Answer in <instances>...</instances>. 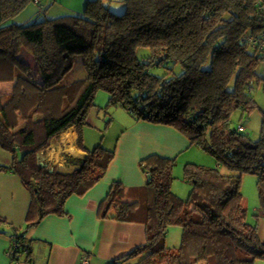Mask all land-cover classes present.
<instances>
[{
    "label": "trees",
    "instance_id": "obj_1",
    "mask_svg": "<svg viewBox=\"0 0 264 264\" xmlns=\"http://www.w3.org/2000/svg\"><path fill=\"white\" fill-rule=\"evenodd\" d=\"M31 1L0 0V84L21 83L4 95L0 88V145L14 155L0 172L18 175L30 190L28 226L65 214L66 199L87 192L113 162L115 149H88L83 138L88 110L104 90L110 106L175 127L218 162H188L184 179L191 191L182 198L172 188L176 159L142 158L146 183L132 189L140 200L136 210L128 188L114 181L101 216L143 220L147 235L108 264H256L264 258V240L248 221L242 192L243 173L255 174L259 206L252 215L264 216V108L259 139L245 123L232 125L233 110L252 112L259 106L253 89L264 87V0H88L80 15L50 19L43 10L19 23ZM21 49L28 60L20 59ZM74 126L87 155L65 154L75 169L50 171L39 154ZM221 163L235 172H222ZM6 223L0 215V226ZM173 225L183 228L176 247L166 239ZM12 241V260L31 253L25 233Z\"/></svg>",
    "mask_w": 264,
    "mask_h": 264
},
{
    "label": "crops",
    "instance_id": "obj_2",
    "mask_svg": "<svg viewBox=\"0 0 264 264\" xmlns=\"http://www.w3.org/2000/svg\"><path fill=\"white\" fill-rule=\"evenodd\" d=\"M87 1L69 0L65 4L63 1L49 0L45 4L43 0H32L27 8L16 17V20L19 23L27 22L43 10L50 19L80 15L84 11ZM82 4H84V9ZM22 51L25 52V49ZM25 54L26 56L21 53L20 59L28 60V55ZM133 119L121 137L119 150L117 148V152L121 151V161L127 162L130 166L136 164L138 167V162L151 154L175 158L174 155L194 144L175 127L136 119L134 116ZM66 133L70 135L68 143L64 142L63 138ZM59 137V157H51V152L56 150L50 146L41 151L43 156L40 158L48 163L50 171L57 169L70 172L75 169V166L67 161L65 154L85 157L87 152L78 146L79 135L75 126ZM84 140H86V135ZM99 144L111 149L103 141L97 143L95 147ZM86 147L88 149L95 148H90L88 144ZM13 158L14 155L4 150L0 145V165L11 164ZM115 159L116 150L110 167ZM110 167L104 177L87 192L72 194L66 199L65 214H49L34 226H28L26 220L32 200L30 190L18 175L11 171H1L0 215L5 217L9 223L0 226V264H80L83 255L88 257L90 264H108L111 260L144 244L147 228L143 220L118 221L102 217L100 214V204L107 197L113 182H122L121 176H115L116 173L113 171L108 174ZM145 183L146 175L143 184L127 187L130 205L134 210L139 207L140 200L131 195L132 191L144 186ZM253 202L256 204L255 206H259L258 196L254 198ZM252 218L257 220L260 237L264 240V216L252 215ZM15 233H25L26 237L30 239L31 253L27 254L28 251L25 250L18 259L12 260L13 256L8 254V248Z\"/></svg>",
    "mask_w": 264,
    "mask_h": 264
},
{
    "label": "rangeland",
    "instance_id": "obj_3",
    "mask_svg": "<svg viewBox=\"0 0 264 264\" xmlns=\"http://www.w3.org/2000/svg\"><path fill=\"white\" fill-rule=\"evenodd\" d=\"M48 1L49 0H43V3L46 4ZM59 1H63V3L66 4L69 0ZM82 5L84 9V4ZM21 53L26 56L24 51H20V54ZM16 84L17 83L0 84V88L2 90L1 93L4 95L13 92V89L18 87ZM18 84L21 86V83ZM22 84L27 86V84H24L23 82ZM252 94L259 106L250 113L244 112L241 108H235L232 113V125L240 126L243 123H246V132L249 133L254 140H256L259 139L261 135L263 115L261 108H264L263 84H256ZM108 100L109 93L104 90H99L96 95L95 104L92 105L88 110V123L83 127V138H85L86 135V140H84V143L86 145L88 144L90 148H94L97 143L103 141L106 146L111 149H115L116 159L112 166H109L110 170L108 171V174L113 171L116 173L115 176H121V180L126 187L141 185L145 182V174L140 167V163L138 162V167L136 164L130 166L127 162L124 163L121 161V151L117 152V148L119 150L118 146L120 145L121 137L123 136L125 129L131 125V120H134L133 115L123 107L110 106L108 104ZM110 120L111 122L108 123ZM59 140L60 137H56L52 140L50 146H53V148L60 146ZM18 152L20 153V151ZM39 156H43L42 152L39 154ZM174 157L176 159L175 166L173 167L175 179L173 180L172 188L175 193L182 198H187L191 190V184L186 182L184 179L185 165L188 162L211 167H216L218 165L217 158L211 152L206 151L197 143L190 145L186 150L174 155ZM40 159L42 160V158ZM219 166L220 170L224 173L233 174L235 172L224 163L219 164ZM242 179V192L245 196V204L247 203L246 206L249 209L248 221L256 223L257 220L252 218V214H254L253 212L258 209V207L255 206L256 204L253 202L254 198L259 194L257 188V176L250 172H245L243 173ZM137 182L141 183L139 184ZM182 233V226H170L166 238L168 246H179L182 241ZM256 264H264V258L258 259Z\"/></svg>",
    "mask_w": 264,
    "mask_h": 264
},
{
    "label": "bare ground",
    "instance_id": "obj_4",
    "mask_svg": "<svg viewBox=\"0 0 264 264\" xmlns=\"http://www.w3.org/2000/svg\"><path fill=\"white\" fill-rule=\"evenodd\" d=\"M64 142H66V143H68L69 142V140H70V135L69 134H64ZM56 151H52L51 152V157H53V158H57V157H59V150H60V147L58 146V147H56V148H54Z\"/></svg>",
    "mask_w": 264,
    "mask_h": 264
},
{
    "label": "built area",
    "instance_id": "obj_5",
    "mask_svg": "<svg viewBox=\"0 0 264 264\" xmlns=\"http://www.w3.org/2000/svg\"><path fill=\"white\" fill-rule=\"evenodd\" d=\"M13 246H14V242L12 241L10 247L8 248V250H9L8 254H10V255L13 253ZM80 264H90L88 257L83 255L81 258Z\"/></svg>",
    "mask_w": 264,
    "mask_h": 264
}]
</instances>
